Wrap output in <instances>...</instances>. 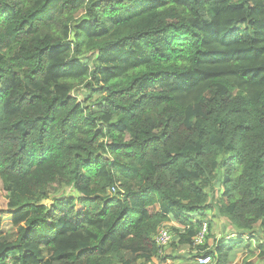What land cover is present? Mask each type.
Returning <instances> with one entry per match:
<instances>
[{"label": "trees", "instance_id": "obj_1", "mask_svg": "<svg viewBox=\"0 0 264 264\" xmlns=\"http://www.w3.org/2000/svg\"><path fill=\"white\" fill-rule=\"evenodd\" d=\"M0 179V264H264V0H0Z\"/></svg>", "mask_w": 264, "mask_h": 264}, {"label": "rangeland", "instance_id": "obj_2", "mask_svg": "<svg viewBox=\"0 0 264 264\" xmlns=\"http://www.w3.org/2000/svg\"><path fill=\"white\" fill-rule=\"evenodd\" d=\"M88 57L93 58L94 56L89 55ZM65 190L70 193L69 189H65ZM6 203L7 201L4 196L3 185L0 179V216H1L0 218L2 220V230H1L2 236H5L6 231L13 223L12 217L2 212V210L6 209ZM45 204L48 206L50 202H46ZM214 216L215 215L211 214L210 217L212 237L208 242L209 250L212 249L214 245L217 242H219L223 237L228 238L229 237L228 234H231L234 231L228 220ZM165 226H168L172 230L171 224H167ZM262 241L264 242V239H262ZM199 252H200L199 249L194 248L193 245L190 247V246H181V245L172 246L171 244H169L163 248L161 258H155L152 261V263H148V264H170L172 263L174 257L177 258L175 260L177 264H191L194 263V260L196 263V258L193 260V256L194 257L198 256ZM245 258H246V253L244 251H241L239 253V256L235 257L233 264H241L242 262L246 261ZM139 264H144V261H140Z\"/></svg>", "mask_w": 264, "mask_h": 264}, {"label": "built area", "instance_id": "obj_3", "mask_svg": "<svg viewBox=\"0 0 264 264\" xmlns=\"http://www.w3.org/2000/svg\"><path fill=\"white\" fill-rule=\"evenodd\" d=\"M115 190L113 189V192ZM209 234V225L207 223L202 224L200 232L198 235L193 239V247L200 248L205 244V240L207 235ZM173 234L170 228L164 226L159 231L158 236L156 237V243L159 247L164 248L165 246L169 245L172 242ZM197 264H212L213 259L210 255H200L196 258Z\"/></svg>", "mask_w": 264, "mask_h": 264}, {"label": "crops", "instance_id": "obj_4", "mask_svg": "<svg viewBox=\"0 0 264 264\" xmlns=\"http://www.w3.org/2000/svg\"><path fill=\"white\" fill-rule=\"evenodd\" d=\"M166 227H168V226H166ZM169 228V227H168Z\"/></svg>", "mask_w": 264, "mask_h": 264}]
</instances>
